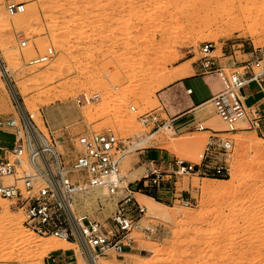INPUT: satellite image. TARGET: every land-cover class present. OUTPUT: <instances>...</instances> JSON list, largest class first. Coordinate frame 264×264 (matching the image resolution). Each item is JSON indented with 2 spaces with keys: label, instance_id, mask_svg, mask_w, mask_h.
Instances as JSON below:
<instances>
[{
  "label": "rangeland",
  "instance_id": "rangeland-1",
  "mask_svg": "<svg viewBox=\"0 0 264 264\" xmlns=\"http://www.w3.org/2000/svg\"><path fill=\"white\" fill-rule=\"evenodd\" d=\"M25 1L31 23L21 29L0 27V59L13 68L9 78L0 70V116L16 115L19 106L29 101L26 105L41 114V131L56 142L66 163L74 157L79 133L108 128L119 137L130 138L133 145L142 142L138 148L159 145L181 158L196 159L208 133L174 139L172 131L161 130L147 138L150 128L138 122L129 106L141 102L146 110H162L159 112L165 117L164 93L177 87L178 80L159 88L160 81L178 68L187 67L189 77L202 72L199 49L204 42L215 44L213 55L223 64L232 57L240 61L246 58L245 53L264 46V0ZM192 12L198 15L190 18ZM3 16L12 20L0 0V18ZM21 36L28 40L23 48ZM49 46L54 56L48 63L27 64ZM6 55L13 60L8 63ZM48 70L47 77L37 75ZM192 86L197 92V86ZM24 88L26 91H20ZM256 90L255 84L242 88L247 104L258 97ZM94 91L101 94L96 102L76 105L74 99L80 93ZM100 103L104 104L101 108ZM202 107L213 126L222 128L212 105ZM233 137L235 158L230 178H182L178 189L191 204L184 207L156 200L166 216L148 210L145 198L149 197L136 195L147 208L140 224L155 225L156 233L144 235L137 230L133 248L120 254L109 251L97 260L104 264H264V120L260 130H245ZM10 140L0 131V146H8ZM138 152L121 162L126 183L142 173ZM207 183L211 191L201 187ZM97 191L83 194L80 201L84 204ZM100 192L103 209L96 203L82 207L103 220L114 205ZM4 207L8 209L5 215ZM58 242L64 243L25 229L23 217L0 199L1 264H47L62 250L75 248L69 243L37 257L40 244ZM79 253L80 249L76 250V261L81 264Z\"/></svg>",
  "mask_w": 264,
  "mask_h": 264
},
{
  "label": "built area",
  "instance_id": "built-area-1",
  "mask_svg": "<svg viewBox=\"0 0 264 264\" xmlns=\"http://www.w3.org/2000/svg\"><path fill=\"white\" fill-rule=\"evenodd\" d=\"M4 10L10 17L26 10L25 0H3ZM27 38L21 36L20 47ZM215 44L202 43L200 69L213 73L221 89L210 98L215 115L222 128L207 127L203 123L194 126L197 132L207 131L206 141L196 159L151 157L140 152L142 173L138 179L123 185L121 161L135 148L130 138L119 137L111 129L101 132H81L76 138L74 157L66 163L63 153L54 149L55 141L48 142L32 123L17 113L0 116V131L11 137L8 146H0V199L8 202L12 212L23 217V226L40 236H53L71 242L70 248L76 259V250L85 249L91 257L107 256L109 251L120 254L136 244L133 233L140 230L144 235L156 233V226L141 225L147 208L137 194L146 195L164 203L178 202L188 207L190 199L183 197L178 182L183 177L228 179L231 177L235 158L233 135L245 130H260L264 120V101L247 106L240 90L255 84L264 99V46L245 53L246 58L221 63L213 55ZM54 56L49 46L42 54L27 61L30 66L44 65ZM187 94L192 89L187 88ZM99 92H82L74 101L77 106L96 102ZM129 110L138 122L150 128L148 134L161 130H174V117H165L155 109H145L141 102L132 103ZM97 187L106 190L108 200L114 205L110 216L103 220L94 218L82 207L76 195ZM98 209L103 203L96 202ZM1 264V263H0Z\"/></svg>",
  "mask_w": 264,
  "mask_h": 264
},
{
  "label": "crops",
  "instance_id": "crops-1",
  "mask_svg": "<svg viewBox=\"0 0 264 264\" xmlns=\"http://www.w3.org/2000/svg\"><path fill=\"white\" fill-rule=\"evenodd\" d=\"M192 83H194L197 86V92L192 86ZM187 88L192 89L191 94L186 93L185 90ZM220 89H221V84L213 73L204 74L202 72H199L194 76L191 77L187 76L184 77L183 79L178 80L177 87L171 88L164 93L163 100L166 105L167 115L172 116L175 119L173 123L174 130L172 132V136L174 139L181 137L184 134L191 135L193 133H198V134L208 133L207 131H203V132L195 131L194 126L198 123H203L207 127L216 128L213 126L214 121L212 119H209L205 115L206 111H203L202 106H205V104L210 103L211 96L216 92H218ZM254 93L258 95V97L252 103L247 104L246 103L247 97L246 95H243L241 92V95L244 98V103L247 106L253 105L257 100L260 102L264 101V99L261 97V94L257 90ZM145 148H146L145 150H141L138 153L145 152L148 155L155 153L156 154L155 157L177 156L176 154L170 152L165 147H161L159 145H150ZM72 258H73L72 251L70 250V248H68L62 250V253L58 257L56 256L55 258H52L51 262L48 260L47 264H78L76 259L74 260Z\"/></svg>",
  "mask_w": 264,
  "mask_h": 264
},
{
  "label": "bare ground",
  "instance_id": "bare-ground-1",
  "mask_svg": "<svg viewBox=\"0 0 264 264\" xmlns=\"http://www.w3.org/2000/svg\"><path fill=\"white\" fill-rule=\"evenodd\" d=\"M35 11V10H34ZM195 12H192V16H190V18L191 17H193L194 16V18H195V15L197 16L198 14H194ZM4 17V16H3ZM0 18V27L1 26H3V27H5V29H21V28H23V27H27L30 23H31V21H32V17H31V10L28 8L27 9V11L25 10V12L24 13H22V14H20V15H15V16H12L11 17V21H9L7 18ZM196 19H197V17H196ZM191 20V19H190ZM194 20V19H193ZM10 57V55L8 56V55H6L5 56V59H6V61L9 63L11 60H13L12 58L10 59L9 58ZM12 57V56H11ZM1 58V57H0ZM15 61V60H14ZM13 69V68H12ZM11 69V66L10 65H3L2 64V61H1V59H0V70H1V73H2V75H4L6 78H9V72H11V73H13V70ZM54 69V68H53ZM55 69H57L56 67H55ZM51 71V70H50ZM52 71H54V70H52ZM47 72H49V70L48 71H44V72H40L39 71V74H37V75H39L40 77H43L44 78V76H46L47 77ZM55 72V71H54ZM188 72H189V69L186 67V68H178V69H176V70H174L173 72H171L170 74H168L167 76H164V78L160 81V87L159 86H157V87H159V88H161V86L163 87V86H166V85H168V84H170V83H173V82H175V81H177V80H180V79H183L184 77H187V74H188ZM50 73V72H49ZM24 74H22V76H23ZM34 78H36V77H34ZM158 82V81H157ZM8 83H9V80H8ZM10 84V83H9ZM18 85V84H17ZM95 85V84H94ZM97 85V84H96ZM21 86V85H20ZM83 86V85H82ZM22 88V87H21ZM20 88V89H21ZM10 89L13 91L14 89H13V85H10ZM23 90H25V88L24 89H22V90H20V91H23ZM154 90H156V89H154ZM26 91V90H25ZM25 91H24V93H25ZM21 93H23V92H21ZM101 95V94H100ZM104 95V94H103ZM103 99H104V96H103ZM26 101V100H25ZM52 101V100H51ZM29 102V101H28ZM28 102H25V103H23L22 104V106H19V111H18V113H20L24 118H25V113H28L29 115H30V119H32V123H33V125L38 129V130H40L41 131V128L43 127V120H42V118H41V114H40V112L37 110V109H35V108H30L31 107V104H30V107L28 106V105H26V103H28ZM157 103V102H156ZM29 104V103H28ZM49 104V103H48ZM100 105H101V103H100ZM99 105V106H100ZM104 105V104H103ZM103 105H101L100 106V108L101 107H103ZM98 106V105H97ZM99 106L97 107V108H99ZM99 108V109H100ZM95 109V108H94ZM98 110V109H97ZM97 110H95V111H97ZM100 111V110H99ZM95 113V112H94ZM92 114V113H91ZM88 115V114H87ZM99 115V114H98ZM89 116V115H88ZM91 116V115H90ZM97 116V115H96ZM42 132V131H41ZM240 132H243V131H240ZM239 132V133H240ZM42 134L44 135V137L46 138V140L49 142L50 141V138H47V136L42 132ZM153 135H155V134H151V135H147V138H150V137H152ZM140 144H142V142H140L139 144H137V145H140ZM137 145H135L134 144V147L135 148H138L137 147ZM54 149L56 150V151H59L58 149H57V145H56V142H55V146H54ZM60 152V151H59ZM60 153H62V152H60ZM125 158V157H124ZM123 158V159H124ZM122 159V160H123ZM122 162V161H121ZM184 178V177H183ZM124 180V179H123ZM220 181H225V182H227L226 180H220ZM230 182V181H229ZM123 185H126L127 183L125 182V181H123V183H122ZM230 184V183H229ZM201 187H203V189H205V190H208L209 189V191H211L210 189L211 188H209V183H207V184H204L203 186H201ZM221 187V186H220ZM219 187V188H220ZM96 190H99V191H97V193H96V195H94V196H92V197H90L88 200H86L85 202H84V207H87V206H90V205H94L97 201H98V199L100 198V196H101V190L102 191H104L105 192V194H106V196L108 197V195H107V193H106V190L104 189V188H102V187H97V188H95V189H93L92 191H88V192H83V193H78L77 195H76V197L80 200L81 199V196L83 195V194H87V193H90V192H94V191H96ZM215 191L214 190H212V193H214ZM137 195H141V194H137ZM143 196H146V195H143ZM147 197H149V196H147ZM151 197H149V198H145V199H147V208H148V210L149 211H152V210H155V211H157V213H160V214H162L163 216H166V213L164 212V211H161V206H160V203H158V202H156V200L154 201V199L153 200H151L150 199ZM2 200V199H1ZM5 201V200H4ZM11 211V210H10ZM7 212H8V209H7V207H4L3 209H2V213L5 215V214H7ZM17 214H19V213H17ZM21 215V214H20ZM22 216V215H21ZM11 220V219H10ZM8 221H9V219H8ZM24 227V226H23ZM253 227V226H252ZM25 228V227H24ZM26 229V228H25ZM21 237H23V236H21ZM59 243V242H58ZM71 243V242H70ZM73 244V243H72ZM69 245V243L68 242H66V241H64V243L63 242H61V244L59 243V245L57 244V245H45V244H40V246H39V248H38V250L39 251H37V253L36 254H38L37 255V257L38 258H42V257H44L43 255H45V253L48 251L49 252V250H55V249H58V248H62V247H66V246H68ZM74 245V244H73ZM76 247V246H75ZM81 255V256H80ZM35 257V256H34ZM79 259H80V263L81 264H104V260H102V262H100V261H98L97 260V257H91L90 255H89V253L85 250V249H80V253H79Z\"/></svg>",
  "mask_w": 264,
  "mask_h": 264
}]
</instances>
